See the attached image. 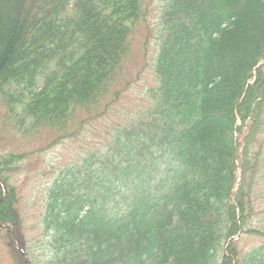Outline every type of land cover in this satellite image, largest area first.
<instances>
[{
	"label": "trees",
	"instance_id": "trees-1",
	"mask_svg": "<svg viewBox=\"0 0 264 264\" xmlns=\"http://www.w3.org/2000/svg\"><path fill=\"white\" fill-rule=\"evenodd\" d=\"M143 20L141 0H0V136L58 144L107 116ZM158 20L148 106L53 174L35 259L13 183L52 143L0 138V232L20 263L16 239L28 264H264V0H166ZM243 235L263 240L241 250Z\"/></svg>",
	"mask_w": 264,
	"mask_h": 264
},
{
	"label": "rangeland",
	"instance_id": "rangeland-1",
	"mask_svg": "<svg viewBox=\"0 0 264 264\" xmlns=\"http://www.w3.org/2000/svg\"><path fill=\"white\" fill-rule=\"evenodd\" d=\"M141 1L144 20L135 26L131 36L130 57L126 61L125 75L129 82L128 88L120 94L118 101L107 116L93 123L92 127L86 125L79 137L77 135L69 137L68 135L71 134H67L64 136V140L58 144L52 143L57 134L55 132H52L55 134H51L44 130L30 138L21 139L23 136L9 130L10 126L0 136L3 148L10 147L17 150L33 151L38 147L52 143L43 153L36 152L27 158L13 183L23 219V235H26L27 247L33 259L36 258L38 252L29 239L39 233L37 226L44 208V193L48 183L53 178V174L60 166L73 162V157L76 154H82L87 149L97 146L102 147L105 129H111L113 126H117L119 123L123 124L131 119L134 121L138 117L137 115L149 104L148 91L156 85L153 59L157 52V42L160 36L158 18L166 0ZM76 128L78 131V127ZM261 140H264V132L260 136ZM255 192H257V198L259 196L258 188ZM256 204L260 205L262 210H257L254 221L258 220L259 226L264 229V201L259 199ZM0 230L2 231L3 228L0 227ZM261 240L263 239H258L256 236L243 235L239 247L241 250H247L249 247L260 243ZM0 264H22L2 232H0Z\"/></svg>",
	"mask_w": 264,
	"mask_h": 264
},
{
	"label": "water",
	"instance_id": "water-1",
	"mask_svg": "<svg viewBox=\"0 0 264 264\" xmlns=\"http://www.w3.org/2000/svg\"><path fill=\"white\" fill-rule=\"evenodd\" d=\"M23 258H24V261H25V257H24V255H23ZM25 264H26V261H25Z\"/></svg>",
	"mask_w": 264,
	"mask_h": 264
}]
</instances>
